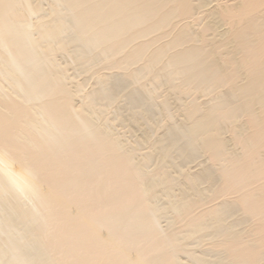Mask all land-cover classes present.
<instances>
[{
  "label": "bare ground",
  "instance_id": "obj_1",
  "mask_svg": "<svg viewBox=\"0 0 264 264\" xmlns=\"http://www.w3.org/2000/svg\"><path fill=\"white\" fill-rule=\"evenodd\" d=\"M0 264H264V0H0Z\"/></svg>",
  "mask_w": 264,
  "mask_h": 264
}]
</instances>
